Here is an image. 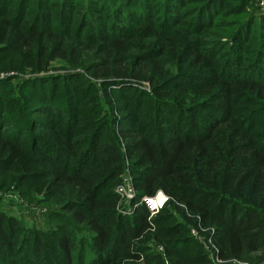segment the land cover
<instances>
[{
	"label": "trees",
	"instance_id": "obj_1",
	"mask_svg": "<svg viewBox=\"0 0 264 264\" xmlns=\"http://www.w3.org/2000/svg\"><path fill=\"white\" fill-rule=\"evenodd\" d=\"M244 1L252 0H0L6 53L27 56L35 72L58 61L90 75L37 76L18 85L39 86L54 77L77 81L73 94L95 106L98 81L120 86L118 96L127 85L137 88L133 82L151 84V91L138 87L144 102L138 99L131 112L110 107L111 114L119 108L135 121L119 134L106 130L100 115L74 122L75 112H65L47 86L32 93L30 109L39 116L30 117L28 133L14 131L0 88V189L9 186L4 173H27L34 191L24 196L36 200L43 180L44 200L36 203L48 208V228H31L0 200V264H141L142 258L143 264H215L205 253L179 248L193 241L170 207L214 227L213 246L223 261L264 264V66L239 77L213 61L223 51L235 55L226 56L230 63L238 61L232 50L238 37L241 43L252 40L255 61L264 58V13L249 12ZM192 10L196 16L188 25L185 14ZM229 11L238 16L233 29L219 22L209 34L215 29L210 25ZM107 19L112 27L104 33L101 21ZM182 58L187 67L210 72L205 81L172 84ZM205 106L211 112H203ZM143 123L156 130L139 129ZM80 124L85 137L79 141L69 125ZM59 153L73 163L63 165ZM127 170L136 191L131 214L121 210L117 190ZM159 191L169 201L151 217L142 198Z\"/></svg>",
	"mask_w": 264,
	"mask_h": 264
},
{
	"label": "rangeland",
	"instance_id": "obj_2",
	"mask_svg": "<svg viewBox=\"0 0 264 264\" xmlns=\"http://www.w3.org/2000/svg\"><path fill=\"white\" fill-rule=\"evenodd\" d=\"M244 6H247L246 7L247 10L251 13L254 11H257L258 13H261V14L264 13V0H252L249 3L248 1L247 2L244 1ZM232 12L233 11H229L228 13L222 12L219 17L215 16L214 18H217V17L218 18L214 22L213 26L210 25V28H215V25L218 24L219 22H228L226 26H228L227 28L229 30H232L233 29L232 24L234 22L232 20L238 17L237 15H232L231 14ZM191 14L192 16H196L194 15V10L189 11L188 13L185 14V16L188 15L187 17L189 21L188 25H190L191 23H194L193 18L195 17H191ZM234 14H238V11H235ZM258 16H261V15L258 14ZM161 18L162 17L160 16L158 19H161ZM101 22H104V24L106 25H103V28L100 31H103L104 33H108L112 27L111 22H109L108 19L105 21L102 20ZM221 29L225 30V27L223 28L221 27ZM215 30L216 28L210 29L209 34H212ZM253 31L251 35H253ZM89 32L90 31L86 32V34H89ZM98 34H100V32H98ZM224 36L225 35H223V40H227V38H225ZM196 42H199V41H196ZM248 43L249 44L241 43V41H239V37H238V40L235 41V45H234V48H232V50H235L236 56H239L238 58L239 62L237 60L232 59L231 60L232 63H230L229 59H227L226 56L235 57V55L229 53L228 51H226L228 54H226L225 51L220 52V54L223 55V58L222 59L219 57L213 58V61L215 62L216 65L217 64L222 65L221 66L222 69L223 68L227 69L226 73H232L233 75H239V77L243 75H248L249 72L251 70L253 71V69L256 67H258L257 69H260L261 67L264 66V58L261 56L260 61L258 62L255 61L254 54L256 51L252 50V45H253L252 40L250 39ZM8 49L10 48L6 47V44L2 45L0 43V79L2 77H6V75H10V76L12 75L16 77L11 79L12 83L8 80H5L4 78L2 82L0 81V88L2 89V92L6 95V97H4L3 100L6 103V110H9L7 115L10 116L12 120L14 119V122H15V128L13 129L14 131L16 130V128H21V129L26 130V132L28 133L27 131L29 130L28 124L31 121L30 117L39 116L37 113L32 112L33 111L31 110L32 108L30 109V105L33 102H35L34 98L32 97V93L35 94L37 91H39V89L45 88L46 86L53 88L51 90L55 92L56 99L58 102L60 101L59 103L62 104V108L65 112H68V113L72 111L75 112V114L72 115L74 122H76L77 120H80V118H83L85 114H88L90 116L93 115L95 117L100 115L101 124L104 126V128L106 130H110L111 132L115 134H119L120 127L129 125V124H134L135 121L130 115L127 117H124L125 116L124 111H120L119 108L115 109L114 115L111 114V112L109 111L110 107L115 108V105L117 106L121 105L123 106L122 108L123 110L126 109L127 112H131L132 110L136 109L134 104L137 102L138 99H139L138 102L140 103L144 102L143 95L138 90V87L144 90H147V91H151V84L149 82H145V81L133 82V84L136 85L137 88L134 86L127 85L126 87H124L125 89L121 91L122 95L118 96L115 90L120 86L111 84L110 87L109 86L104 87L102 86L101 82L98 81L97 83L98 84L97 85L98 94L95 97L97 98V101L95 102L96 105L95 106L86 105L85 101L87 98H84V96H78L77 94L75 95L72 92V89L76 87L78 84L77 81L58 80L57 77H54L52 78L54 79L52 82H46L39 86L30 84V83H24V84L18 85V81H17V80L23 81L25 79H29V78L37 77V76H42V77L59 76V75H63L66 73H72V72H80V73H83L85 77L86 76L90 77L89 73L83 70V68H78L76 70L66 69L64 68V65H62L61 62L53 61L51 62V65L49 66L51 68L50 70L43 71V72H37V71L35 72L32 70L33 68L31 67V61L28 59L27 56L20 54V53L19 54L14 53L15 51L13 49L10 52L6 53L5 51H7ZM263 51H264V48H263ZM241 60L243 63H240ZM178 65L180 66V69L174 70V78H175L174 80L176 81L172 82V84H175V85L176 84L177 85L178 84H191L194 82L193 80H197L194 78H201L205 81V77L207 78L208 75L210 74V72H208L207 70L203 71V69L197 68L195 66L187 67L188 66L187 61L183 58L179 60ZM181 68H184V69L188 68V69L183 70ZM181 70H183L184 72H180ZM190 78H193V80H191ZM52 84L53 86H51ZM87 90L90 91V89H87ZM50 91L48 92L50 93ZM21 98H23V103H18L17 100ZM109 100L113 103H109ZM69 101L71 103V108H68ZM145 105H146V102H145ZM125 106H127V108ZM240 108L243 111L240 112ZM246 108L247 110L249 109L248 107ZM20 110H23V111L20 113L19 112ZM244 111H245V105L241 101L238 107L239 115L242 116L244 114L243 113ZM203 112H211V111L208 108V106H205L203 108ZM81 126H82L81 124L78 126L74 125V127L69 125V130L71 134L79 141L83 140L85 137L80 132ZM139 127H140L139 129H142L143 131H147V132L156 130L155 125L152 123L139 124ZM259 130L261 129L259 128ZM58 155H60V161L63 163V165L65 164L66 166V165L73 163V160L71 161V159L67 155H65V153H62V154L59 153ZM20 168L23 169L22 170L23 172H27L28 165L23 164V166ZM35 169L36 167L34 166L31 167V170H35ZM19 174L20 172L13 173L12 171H10L2 175V177L4 178V182H7V185H9L8 187L4 188V190L0 189V200H1L2 207H4V209L9 211L10 213L18 216L20 219H23V221L26 222V224L29 225L31 228L38 227L42 229H47L48 228V224H47L48 208L41 206L39 204L40 202L36 203L37 200L43 202L44 196H45L43 191H45L46 189L47 182H43V180L40 181L41 182L40 183L41 187L39 189L40 193L36 194V200L30 201L24 195L27 192L34 191V189H32V185H33L31 182L32 177L31 175L30 176L26 175L27 173H24L25 175L20 174V177H19ZM25 176H28V178L30 179H26ZM121 184L129 189L131 187L134 188L133 177L131 173L129 172V170H127V172L123 174L119 185L121 186ZM120 203H121L120 205L122 208L121 210L128 214H131L130 204L127 203V201L124 199L120 201ZM58 208L59 207H57V209ZM170 209H171V213L174 214L176 220L185 225V228L187 231V234H186L187 238H189L190 241H193L192 244L189 242V244L184 247L179 245V248H181L184 252L187 251L188 254L189 253L195 254L196 251L205 253L208 257L210 256L212 258L215 264H220L219 262H215L214 260V249L211 244L212 243V239H211L212 232L214 230V227L212 225L206 226L204 224H201L200 219L195 218L194 215L188 214L186 217L184 214L177 212L176 209L172 207H170ZM153 216L155 215H152L151 217ZM150 243L153 247H155V249L158 252L164 253L165 249L162 244H157L154 241ZM143 262L144 260L142 258L141 264H143Z\"/></svg>",
	"mask_w": 264,
	"mask_h": 264
},
{
	"label": "built area",
	"instance_id": "obj_3",
	"mask_svg": "<svg viewBox=\"0 0 264 264\" xmlns=\"http://www.w3.org/2000/svg\"><path fill=\"white\" fill-rule=\"evenodd\" d=\"M123 176V175H122ZM117 190L121 194L122 200H126L127 203H131V200L136 196V191L133 187L126 188L121 184L119 185ZM159 198H161V201H159ZM142 200L148 205L151 211V216L156 215L160 209H162L166 203L169 201V196L165 194L163 191H159L155 196H144ZM214 231V230H213ZM213 234V232H212ZM212 239V238H211ZM212 247L214 249V260L215 262H219L220 264H248L246 262L238 261V260H231V261H223L219 258L214 246L213 242L211 243ZM216 258V259H215Z\"/></svg>",
	"mask_w": 264,
	"mask_h": 264
},
{
	"label": "bare ground",
	"instance_id": "obj_4",
	"mask_svg": "<svg viewBox=\"0 0 264 264\" xmlns=\"http://www.w3.org/2000/svg\"><path fill=\"white\" fill-rule=\"evenodd\" d=\"M159 201H161V198H159Z\"/></svg>",
	"mask_w": 264,
	"mask_h": 264
}]
</instances>
